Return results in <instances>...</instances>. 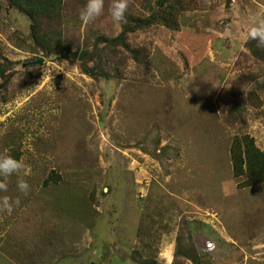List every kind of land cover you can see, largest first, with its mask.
I'll list each match as a JSON object with an SVG mask.
<instances>
[{
	"label": "rangeland",
	"instance_id": "rangeland-1",
	"mask_svg": "<svg viewBox=\"0 0 264 264\" xmlns=\"http://www.w3.org/2000/svg\"><path fill=\"white\" fill-rule=\"evenodd\" d=\"M158 1L117 27L65 0L36 40L0 0V157L31 169L0 176V264H264V183L231 154L264 151V0Z\"/></svg>",
	"mask_w": 264,
	"mask_h": 264
},
{
	"label": "trees",
	"instance_id": "trees-1",
	"mask_svg": "<svg viewBox=\"0 0 264 264\" xmlns=\"http://www.w3.org/2000/svg\"><path fill=\"white\" fill-rule=\"evenodd\" d=\"M10 5L24 13L32 21L33 37L39 40L43 24L56 23L62 15L65 0H8ZM167 0L158 1V7L163 8ZM179 3L176 2V5ZM180 5V4H179ZM182 6V5H181ZM175 7H171L169 16H174ZM77 57L73 53L70 57ZM234 176L246 177L242 187H253L264 183V151L261 150L253 137L244 135L235 139L232 149ZM239 185V186H241Z\"/></svg>",
	"mask_w": 264,
	"mask_h": 264
},
{
	"label": "clouds",
	"instance_id": "clouds-1",
	"mask_svg": "<svg viewBox=\"0 0 264 264\" xmlns=\"http://www.w3.org/2000/svg\"><path fill=\"white\" fill-rule=\"evenodd\" d=\"M127 7L128 0H112L110 16L115 26L119 27L125 22ZM102 12L103 0H87L84 9L80 13V18L83 22L88 23L100 16ZM248 38L257 40L260 44L264 45V22L254 23L248 32ZM22 169L25 176L30 175V166L25 165L22 161L13 159L10 156L0 157V176L7 178L20 172ZM17 187L23 193H27L29 190L28 183L23 179L18 180ZM6 190V184L0 183V191ZM19 203L18 199L12 200L9 197H4L0 199V211L11 214L14 206H18Z\"/></svg>",
	"mask_w": 264,
	"mask_h": 264
},
{
	"label": "water",
	"instance_id": "water-1",
	"mask_svg": "<svg viewBox=\"0 0 264 264\" xmlns=\"http://www.w3.org/2000/svg\"><path fill=\"white\" fill-rule=\"evenodd\" d=\"M44 63V59L43 58H39L35 61H31V62H27L26 63V67H30V66H38V65H42Z\"/></svg>",
	"mask_w": 264,
	"mask_h": 264
},
{
	"label": "crops",
	"instance_id": "crops-1",
	"mask_svg": "<svg viewBox=\"0 0 264 264\" xmlns=\"http://www.w3.org/2000/svg\"><path fill=\"white\" fill-rule=\"evenodd\" d=\"M261 6L264 8V4H261ZM258 246H264V242L263 243H259Z\"/></svg>",
	"mask_w": 264,
	"mask_h": 264
}]
</instances>
